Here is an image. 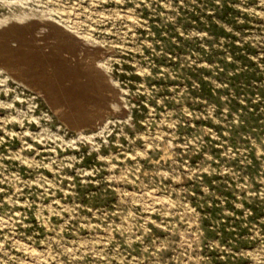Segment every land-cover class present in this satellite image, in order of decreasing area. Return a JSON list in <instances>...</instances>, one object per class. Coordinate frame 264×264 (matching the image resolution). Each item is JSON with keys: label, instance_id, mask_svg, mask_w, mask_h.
Returning <instances> with one entry per match:
<instances>
[{"label": "rangeland", "instance_id": "1", "mask_svg": "<svg viewBox=\"0 0 264 264\" xmlns=\"http://www.w3.org/2000/svg\"><path fill=\"white\" fill-rule=\"evenodd\" d=\"M0 264H264V0H0Z\"/></svg>", "mask_w": 264, "mask_h": 264}]
</instances>
